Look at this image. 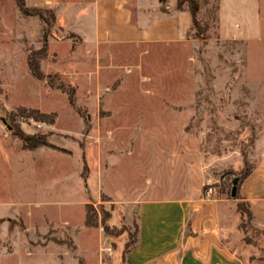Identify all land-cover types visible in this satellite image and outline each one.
<instances>
[{
    "label": "rangeland",
    "instance_id": "1",
    "mask_svg": "<svg viewBox=\"0 0 264 264\" xmlns=\"http://www.w3.org/2000/svg\"><path fill=\"white\" fill-rule=\"evenodd\" d=\"M260 6L262 34L252 42L220 41L212 17L205 39L96 47L93 6L72 8L68 20L88 46L57 20L47 29L42 68L75 90L73 104L29 72L26 48L41 49L44 23L23 16L16 0H0V264H128L137 212L100 194L99 177L105 174L108 192L140 190V122L161 128L152 133L167 147L166 136L188 117L181 111L191 109L182 133L213 179L204 190L230 191L264 144V0ZM19 108L56 114V121L15 125ZM14 127L46 134L53 148L27 149ZM87 205L96 227L85 225ZM231 239L245 264H264V228L247 224Z\"/></svg>",
    "mask_w": 264,
    "mask_h": 264
},
{
    "label": "crops",
    "instance_id": "2",
    "mask_svg": "<svg viewBox=\"0 0 264 264\" xmlns=\"http://www.w3.org/2000/svg\"><path fill=\"white\" fill-rule=\"evenodd\" d=\"M89 4L95 12L94 47L191 41L192 16L176 10L177 0H26L29 8L55 11L62 27L82 37L86 45V37L75 31L67 15L72 8ZM217 16L220 41L252 42L262 34L260 0H219ZM191 111H181L188 117L175 129L177 134L166 136L172 144L167 147L152 133L161 128L149 129L140 122V190L128 196L116 189L108 192L102 187L105 174L99 177L100 194L103 191L137 212L138 243L127 254L128 264H245L231 239L241 227L239 201L249 204L253 226L264 228V144H257L260 156L239 188V200L227 199L217 190L206 198L204 186L213 179L189 136L182 133Z\"/></svg>",
    "mask_w": 264,
    "mask_h": 264
},
{
    "label": "trees",
    "instance_id": "3",
    "mask_svg": "<svg viewBox=\"0 0 264 264\" xmlns=\"http://www.w3.org/2000/svg\"><path fill=\"white\" fill-rule=\"evenodd\" d=\"M19 7L20 13L25 17H38L45 25V34L42 41V47L38 51H33L32 49L26 48L28 53L27 63L28 69L32 77L39 81H44L46 84L52 88L63 91L66 93L70 101L74 104L76 102L75 90L68 87L67 83L63 78L55 73L46 75L43 71L42 64L48 58L49 42L47 36L48 27L53 26L57 22L56 14L53 10L43 9V8H29L26 5V0H16ZM213 3V9H208L210 4ZM177 11H188L193 20V28L190 32L191 39H205L201 38L204 35V31L207 29L212 17L213 21L218 23V11H219V0H177L176 4ZM205 14L206 18H203ZM216 15V16H215ZM1 85V80H0ZM13 122L16 125L22 119L30 120L34 119L36 122L49 123L53 125L56 121V114H45L36 110H28L25 108H19L12 114ZM13 134L17 136L29 150H37L40 148H53L47 139V135L43 133L38 134H27L22 130V128H13ZM255 168V164L249 166L248 162L244 163L243 168L236 174L239 178L237 196L232 198L231 190H222V196L227 199L239 200V188L242 183L251 175ZM232 189V188H231ZM237 210L241 216V227H245L247 224H252L253 216L250 210V206L246 202L239 201L237 205ZM85 225L89 228L97 226V214L90 206H86V220ZM137 234L139 236V227L137 225Z\"/></svg>",
    "mask_w": 264,
    "mask_h": 264
},
{
    "label": "water",
    "instance_id": "4",
    "mask_svg": "<svg viewBox=\"0 0 264 264\" xmlns=\"http://www.w3.org/2000/svg\"><path fill=\"white\" fill-rule=\"evenodd\" d=\"M2 121L7 126V128L9 130H12V128L8 125L6 119L3 118ZM238 184H239V178L236 177L232 181V189H231V196H232V198H235L237 196Z\"/></svg>",
    "mask_w": 264,
    "mask_h": 264
},
{
    "label": "built area",
    "instance_id": "5",
    "mask_svg": "<svg viewBox=\"0 0 264 264\" xmlns=\"http://www.w3.org/2000/svg\"><path fill=\"white\" fill-rule=\"evenodd\" d=\"M37 128L42 129L43 126L40 124V125H37ZM214 193H215V188H213L212 186H208V189H206L204 193V197L211 198L214 195Z\"/></svg>",
    "mask_w": 264,
    "mask_h": 264
}]
</instances>
